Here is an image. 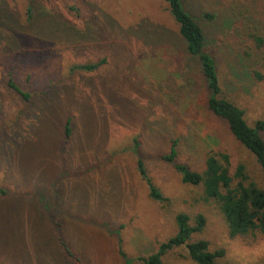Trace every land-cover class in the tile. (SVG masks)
Instances as JSON below:
<instances>
[{"label":"rangeland","instance_id":"1","mask_svg":"<svg viewBox=\"0 0 264 264\" xmlns=\"http://www.w3.org/2000/svg\"><path fill=\"white\" fill-rule=\"evenodd\" d=\"M181 2L223 95L250 126L264 119V47L249 37L264 39V0ZM207 95L165 0H0V264H124L121 251L143 264L179 213L203 216L192 239L223 249L220 264L260 262L264 237L230 238L201 188L162 158L177 139L175 163L200 172L208 153L224 154L264 186ZM163 261L193 264L182 248Z\"/></svg>","mask_w":264,"mask_h":264},{"label":"trees","instance_id":"2","mask_svg":"<svg viewBox=\"0 0 264 264\" xmlns=\"http://www.w3.org/2000/svg\"><path fill=\"white\" fill-rule=\"evenodd\" d=\"M169 11L178 25V33L185 42L186 52L199 67L208 92L207 110L226 125L233 138L246 148L264 169V119L250 126L244 117V111L223 95L219 81L217 65L211 55L205 51V34L202 28L183 9L181 0H165ZM211 18L210 16H207ZM249 19L243 20L247 22ZM246 25V24H244ZM254 47H264V39L256 34L249 35ZM264 62V59H263ZM92 67H85L91 69ZM260 74H256L259 77ZM262 78V77H261ZM65 134L70 135L69 123L65 124ZM178 140H171L170 153L163 160L173 164L180 175L181 182L202 190V200L214 205L223 218L230 238L251 244L257 237H264V186L252 182L242 166L231 172L228 157L224 154L208 153L204 159V168L197 172L190 167L175 163ZM138 171L145 177L138 162ZM149 195L158 203L166 202L161 194L147 180ZM192 218L186 213L175 216L176 233L158 245L157 250L147 257H137L143 264H166L163 257L175 248H182L193 264H220L225 251L210 250L204 239L193 240L196 233L203 231L205 220L202 215ZM124 264H132L121 251ZM255 264H264V258Z\"/></svg>","mask_w":264,"mask_h":264}]
</instances>
